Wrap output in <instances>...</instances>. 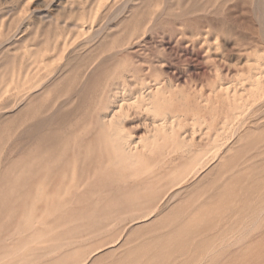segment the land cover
Instances as JSON below:
<instances>
[{
    "label": "rangeland",
    "instance_id": "374dc122",
    "mask_svg": "<svg viewBox=\"0 0 264 264\" xmlns=\"http://www.w3.org/2000/svg\"><path fill=\"white\" fill-rule=\"evenodd\" d=\"M75 24L86 25L87 34L77 36ZM113 48L124 49L120 57L131 54L135 67L151 64L163 71L162 79L176 81L177 111L183 116L180 106L190 105L195 122L185 124L181 117L171 137L162 131L147 143L154 151L148 157L176 173L160 178L154 218L60 229L44 203L33 208V178L18 176L17 163L30 150L45 149L58 132L56 114L65 131L74 113L63 115L84 113L93 95L83 90L95 85ZM89 59L94 63L83 70ZM142 118L127 121L128 130L142 133ZM184 131L192 134L188 144L180 142ZM188 163L206 166H196L198 174L187 169L194 175L168 188L170 177L185 174L181 167ZM98 176L91 186H105L115 196V178ZM92 198L76 197L72 206L94 210ZM263 212L264 0H0V264H80L107 242L115 247L101 248L89 264H264ZM178 213L181 223L172 218ZM169 218L173 225L166 224ZM167 247L170 255H160ZM72 252L87 256L76 261Z\"/></svg>",
    "mask_w": 264,
    "mask_h": 264
},
{
    "label": "bare ground",
    "instance_id": "6f19581e",
    "mask_svg": "<svg viewBox=\"0 0 264 264\" xmlns=\"http://www.w3.org/2000/svg\"><path fill=\"white\" fill-rule=\"evenodd\" d=\"M74 26L77 30L75 32L77 36L80 34L83 35L87 32V29H85L86 25L82 26L75 24ZM67 38L71 39V37ZM68 39H66L65 41L63 40V46L67 45ZM56 41L57 42L55 43L54 47L55 50L60 47L59 40L56 39ZM111 53V60L109 59L110 61H107L108 63L106 65L104 64V67L101 69L102 72H96L95 75H97V78L95 77V85L91 86L93 83L91 85L89 83L91 87L88 86V88L83 90V94L85 92L89 95H93L90 101L85 104L86 110L84 111V113L80 115L79 118H77V113H75L76 110L74 112L69 111L65 115H63V119H70L69 116L73 115L71 113H74L73 118L75 117L74 120L71 117L72 120L67 122L66 126L68 127H65V131L62 129L63 125L59 122V120L61 121V117H59L60 114L59 116L58 114H56L55 123H57L58 121L59 124L57 123L58 125L56 126V129H54V131L58 132L50 135V137L46 141L45 149L30 150L28 156H26V161L21 162V160H24L21 159L20 163H17L18 176L27 173L29 175L31 174V177L33 178L34 185L33 187H31V193L34 195L35 199L32 197L34 200V207H32L36 208L35 206H37L38 204L44 203L47 207L44 212L50 214L51 216L55 215V217H53L55 223L53 224L56 227H61L60 229H63V227H78L84 224L110 226L121 220H129L133 223L135 222L136 225V223H146L154 218L157 210V200L161 193V191H159L157 187L161 180L160 178H162L166 174L175 175L176 173L174 174V168H171L167 171H162V169L160 168L162 161L153 160L148 157V152L150 154L153 149L148 147L149 144L147 145V143H149L151 140H157L159 134H161L162 131H164L162 133L164 137H171V135H173L174 133V128L177 127L175 126V124H181V117H183L182 122L185 124H188L190 121H192L191 123L195 122V120L193 121L190 119V105L183 104V106H180L182 107V110L186 112L183 116H180L177 111L178 108L176 102L179 100H177L176 93L179 87L178 85H176V81L174 83V81H172L173 79L171 80V78L170 81H165L164 79H162L163 76H161V72L163 71H159L151 64L149 66H144V64H141L140 66L135 67L136 63L129 59L132 56L131 54L120 57L119 54L124 53V49L113 48V50H111ZM124 59H129V61H132L129 63V66H126L127 63ZM93 60L94 59H89L87 64L85 63L84 66H82L81 64V68H83V70H87L94 63ZM124 62L126 64H124ZM28 74L29 72H27L26 76ZM148 75L152 76L149 77ZM227 88L230 87L227 86ZM179 97L178 99L181 98ZM185 98L187 99V96ZM130 108H133L135 110H129ZM147 114L149 116H144ZM137 116L143 117L141 119L143 123L142 121L141 123L139 121L140 125L143 126L142 133H134L129 131L127 127L128 125L126 124L127 121L131 120L132 118L134 119ZM65 120L64 124L66 122ZM131 123L132 122H130V124ZM53 128L55 127L53 126ZM189 133L190 132L188 131H184L180 136V142L182 144L189 143L188 141L191 138L190 135H192ZM193 140L195 139L193 138ZM213 142L215 143V141ZM171 145L173 146L174 144L171 143ZM166 147L168 146L166 145ZM213 147L211 148L212 150H209L210 147L209 149H207L208 154H210L209 151L211 153L212 151H215ZM179 148H181V146H179ZM170 150L175 151L176 148L174 150V148L172 147L170 148ZM177 151L179 150H176L174 153H176ZM204 151H206L205 148ZM204 151L202 153H204ZM168 155H170V153ZM207 157L203 156L202 158L200 155V158H206L205 161H207ZM203 161L204 160H201V162ZM201 164L202 163H195V165L197 166H195L196 169H198L199 165V168H201ZM188 166L190 168H188ZM203 166V168H205L206 164ZM183 167L181 168L182 171L185 172V174L182 173L184 177L180 176L182 175L180 174L181 171H179L180 173L177 174L176 177H170L172 181L170 179L171 182L169 181L168 185L171 187L168 188L173 187L172 189H174L175 187V189H177L186 181L188 175V178L191 174L194 175V173H190L191 171L188 172L187 169H194L193 171H195L196 173L201 172V170L200 172L197 171L194 165L191 167V164L185 166V171ZM186 172L190 174L186 175ZM99 173L101 175L109 174L112 178H115L114 182L118 185V193L115 196H112V194L108 193L105 186L101 187L98 190H95L96 187L93 188L91 186L92 184L95 185L98 181ZM145 176L148 177L146 178ZM32 178L30 180H32ZM110 179L111 178L105 179V181H103L101 185H107L108 183H110ZM87 194H90L92 197L94 196L92 200H95L93 202L95 208L94 210L88 209L86 211L78 212V210H76L75 207L72 206V203L74 202L76 197L78 199L79 197L84 198L87 196ZM29 199L28 201H30ZM28 206L25 209H27ZM39 209L40 208L38 207V210ZM35 212L37 213V210H35ZM22 213L24 214V212ZM179 215L181 214L178 213V215H174L175 218L174 216L172 217L173 220L176 219L174 220V222L179 221L178 219L181 218V216ZM172 218H169L166 224L169 223V225H173L174 222ZM183 219L182 221H184ZM50 226V224L49 226H47L48 229L50 228ZM20 227L18 226L19 229ZM47 227L45 228L47 229ZM50 229L51 231L53 230V228ZM45 234L46 233H44V235ZM176 237L177 236H175V238ZM39 238L40 237H38V239ZM33 242L37 241L35 240ZM172 242L173 240L170 239V243ZM13 243L12 245H14ZM111 244L112 242L104 243L101 247L98 248L100 249L98 252L94 250L91 253L87 254L89 255L88 258L86 260H83V262L80 264H89V261L98 253L104 251V249L107 250V248H114L115 245ZM170 245L171 244H168L167 246L172 248L173 244L171 246ZM106 246L107 248H105ZM168 247L159 254H169L170 250H166L168 249ZM89 248H86V253H88ZM101 248L104 249L101 250ZM78 249L82 250L83 248ZM78 251L76 252L75 249L74 253H78ZM71 255H73V257H78V255L73 254V252ZM87 255H84V257ZM2 257L0 258L1 262L3 260ZM80 257H78V259L74 258V260L76 259L77 261L84 258ZM77 264H79V261Z\"/></svg>",
    "mask_w": 264,
    "mask_h": 264
}]
</instances>
